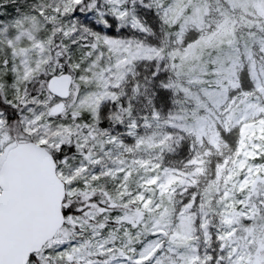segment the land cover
<instances>
[{"label":"snow or ice","instance_id":"6c2138e0","mask_svg":"<svg viewBox=\"0 0 264 264\" xmlns=\"http://www.w3.org/2000/svg\"><path fill=\"white\" fill-rule=\"evenodd\" d=\"M0 264H264V0H0Z\"/></svg>","mask_w":264,"mask_h":264}]
</instances>
